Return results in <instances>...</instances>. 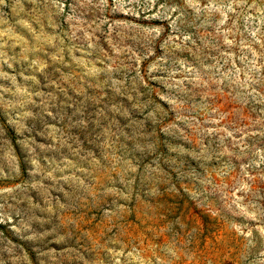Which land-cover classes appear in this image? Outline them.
Segmentation results:
<instances>
[{"label":"rangeland","instance_id":"obj_1","mask_svg":"<svg viewBox=\"0 0 264 264\" xmlns=\"http://www.w3.org/2000/svg\"><path fill=\"white\" fill-rule=\"evenodd\" d=\"M0 264H264V0H0Z\"/></svg>","mask_w":264,"mask_h":264}]
</instances>
